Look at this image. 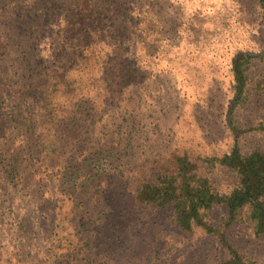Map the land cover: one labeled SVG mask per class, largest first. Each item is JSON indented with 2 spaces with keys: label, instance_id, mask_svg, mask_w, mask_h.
<instances>
[{
  "label": "trees",
  "instance_id": "trees-1",
  "mask_svg": "<svg viewBox=\"0 0 264 264\" xmlns=\"http://www.w3.org/2000/svg\"><path fill=\"white\" fill-rule=\"evenodd\" d=\"M255 3L264 22V0ZM164 41L146 0H0V234L7 227L44 251L53 229L69 228L82 237L75 246L93 247L112 174L96 170V160L120 142L105 138L107 124L114 126L127 85L156 73ZM254 58L264 60V48L239 49L228 59L233 95L220 119L228 143L210 139L208 151L194 152L186 144L153 145L125 163L136 177L128 192L137 204L218 239L223 255L208 264H261L225 231L237 221L264 241V113L239 120ZM258 79L262 93L264 74ZM247 132L254 137L248 146ZM215 207H223L221 225L210 216Z\"/></svg>",
  "mask_w": 264,
  "mask_h": 264
},
{
  "label": "rangeland",
  "instance_id": "rangeland-1",
  "mask_svg": "<svg viewBox=\"0 0 264 264\" xmlns=\"http://www.w3.org/2000/svg\"><path fill=\"white\" fill-rule=\"evenodd\" d=\"M147 11L160 21L165 37L157 54L158 68L147 71L140 84L127 85L114 126L107 124L105 138L119 143L101 153L96 170L106 177L103 221L93 247L82 249L80 234L66 228L52 230L49 249L25 243L7 227L0 234V260L8 264H208L222 257L218 239L201 228L182 230L168 211L144 208L128 192L136 177L127 163L133 153L156 145L170 150L191 145V151H208L212 139L219 146L229 142L222 126L221 109L233 95V74L228 59L236 50L264 48V22L255 0H146ZM249 72L252 90L240 111L239 120L264 113V92L259 75L264 60L254 58ZM113 113V112H112ZM112 115H115L114 113ZM121 125V127H116ZM129 136H127V132ZM251 132V131H250ZM244 133V145L254 143ZM251 135V134H250ZM241 139V138H240ZM115 148V149H114ZM69 174L63 178L67 190ZM225 178L219 177V182ZM223 207L210 216L218 225ZM83 228H81L82 230ZM229 240L243 253L264 264V241L251 236L237 221L225 228ZM88 233H83L86 236ZM73 242V244H69ZM74 247H77L74 249Z\"/></svg>",
  "mask_w": 264,
  "mask_h": 264
}]
</instances>
